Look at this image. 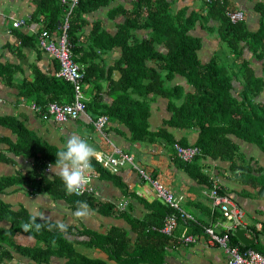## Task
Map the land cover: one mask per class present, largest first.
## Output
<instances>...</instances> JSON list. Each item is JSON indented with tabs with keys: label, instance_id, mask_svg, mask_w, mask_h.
Wrapping results in <instances>:
<instances>
[{
	"label": "trees",
	"instance_id": "trees-1",
	"mask_svg": "<svg viewBox=\"0 0 264 264\" xmlns=\"http://www.w3.org/2000/svg\"><path fill=\"white\" fill-rule=\"evenodd\" d=\"M35 1L38 5L36 16L40 14L44 19L42 27L59 34L64 6L59 0ZM244 1L245 3L241 0H203L204 11L194 10L186 15L181 9H176L174 0H132V8L125 9L120 6L112 12L114 18H117V31L114 35L102 30L99 21L92 23L87 43L91 45L93 51L114 45L123 49L121 61L117 62L120 78L111 86V92L117 90L118 94L107 110L100 111V114L120 119V115L123 116V113L129 112L127 109L131 108L134 111L131 117L133 119L125 121L132 130L131 138L148 139L151 137L148 124L149 102L153 95L154 100L160 95L167 99L168 109L172 114L164 126L154 131V139L157 136L165 137L173 149V158L177 162L184 166L191 165L177 155L174 147L175 143L183 146L189 144H186L184 139L174 138L166 128L193 127L198 130L199 139L195 145L201 149L200 155L229 161L232 169L239 170V178L251 173L252 167L249 163L241 164L237 160L241 153L233 137L256 146L264 153V105L255 101V97L264 87V81L255 74L254 68L257 61L264 58V0H253L249 6L247 1ZM106 3L107 0H79L69 16L70 27L67 33L73 59L83 73L82 87L84 83L91 81L93 85L100 84L95 80L102 73L98 71L99 66L96 62L94 65L90 63L82 66L83 55L80 53L82 45L77 42V34L87 24L86 14ZM256 11L260 15V21L258 20L256 27L252 28L251 13ZM235 12H239L241 17L233 21L229 14ZM197 22L205 24L204 28L208 33L215 35L214 40L219 44V50L207 64L201 63L198 57L202 37L193 33ZM137 30L146 33L139 37L136 34ZM28 42L35 45L32 37H21V44ZM246 51L250 56L245 55ZM55 60L58 67L54 75L38 74L36 84L33 86L31 83L30 89L22 91L27 96L34 94L37 86H42L41 92L47 95V102L43 108L48 102L64 104L72 103L74 99L72 84L57 76L59 62ZM262 67L264 69V62ZM0 69L2 74L6 68L0 66ZM175 76H180L190 83L194 88L193 92L183 93L179 83L169 88L168 83ZM99 98L97 95L89 101L84 100L86 110L98 109ZM117 108L119 111H115ZM0 121L11 125L17 136L15 142L9 143L7 152L14 157L33 159L31 169L25 174L0 177V194L17 184L34 186L36 192L46 193L54 198L68 197L67 194H70L80 201L88 196L76 195L67 180V173L52 174L50 166L73 161L71 153L77 155L75 165L88 162L96 166L94 159L81 154L78 150L61 151L39 140L15 117L0 118ZM7 156L0 150V160H8ZM192 167L200 181L207 182L210 186L208 176L200 172L199 167L193 163ZM258 182L261 181L254 182L253 185L257 187ZM257 193L259 197H264V182ZM155 206L158 204L153 203V207ZM179 207L181 208L180 205ZM173 210V207L162 202L157 210L158 217L136 222L137 227L133 226L137 233L136 245L131 250L126 232L116 227L109 229L102 237L89 232L85 235L91 239L92 244L102 246L107 251H114L115 257L112 258L125 259L131 263L150 260L148 250L162 248L169 241V237L158 233L157 228ZM220 215L222 217L221 213ZM0 221L10 224L7 230L3 231L0 228V264H11L13 249L32 261L44 262L53 254L54 243H57L59 253L65 257L85 261L87 264H105L100 260L72 253L71 243L60 233V228L55 229L53 223L30 215L24 208L13 210L0 200ZM152 225L156 227L154 232L149 231ZM15 234L32 236L43 244L34 248L18 245L13 240ZM231 241L238 245L241 251L252 248V245H242L234 235H231ZM125 249L130 251L121 252Z\"/></svg>",
	"mask_w": 264,
	"mask_h": 264
},
{
	"label": "crops",
	"instance_id": "crops-1",
	"mask_svg": "<svg viewBox=\"0 0 264 264\" xmlns=\"http://www.w3.org/2000/svg\"><path fill=\"white\" fill-rule=\"evenodd\" d=\"M174 1L176 9H181V12L186 15L194 10L199 12L203 9L204 11L203 0ZM246 1L248 6L250 2L253 3V0ZM241 2L245 3L244 0ZM120 6L129 9L133 7V2L132 0H107L106 4L86 14L87 24L77 34V42L82 45V51H80L83 55L82 66L90 63L94 65L96 62L99 66L98 71L102 73L95 80L100 84L93 85L91 81L84 83L83 87L86 101L97 95L100 96L99 108L86 110V113L75 120L57 123L52 119L42 118L30 108L32 103L45 105L47 102V95L41 92L42 86H37L34 94L25 96L22 93L30 89L29 85L32 87L31 83L33 86L36 84L35 79L38 74L54 75L58 67L55 58L36 45L37 34L42 30L44 20L42 15L37 13L36 16L37 2L35 0H0V66L6 68L3 69L4 73H0V118L15 117L31 135L61 151L78 150L91 158L110 152V147L93 128L91 119L99 115L100 111H106L118 94L117 90L111 92V86L120 78L117 62L121 61L123 49L114 45L93 51L91 45L87 43V37L92 23L96 21L100 22L102 30L114 35L117 31V18H114L112 12ZM17 18H25L26 24L13 29L12 23ZM258 20L260 21L258 12L251 13L252 28L256 27ZM204 26L205 24L201 25L197 22L193 33L202 37L198 57L201 63L207 64L216 55L219 44L214 40L215 35L208 33ZM208 30L212 29L208 28ZM136 32L139 37L146 33L143 30ZM22 36L32 37L35 45L30 42L21 44ZM245 55L250 56L247 51ZM263 62L264 58L258 60L254 68L255 74L262 76L264 80V69L260 68ZM176 83L181 85L183 93L194 90L192 85L180 76H175L168 83V87L172 88L177 85ZM255 98L257 103L264 105V87ZM127 111L129 112L123 113V116L120 115V119L112 118L107 114L108 123L105 131L108 136L116 146L133 156L134 163L151 172L170 188L177 200L183 201L184 205H181V208L195 220L179 219L177 228L169 237V241L162 248L148 250L150 260L131 263L125 259L112 258L114 251H107L102 246L92 244L91 239L85 235L89 232L102 237L109 229L116 227L126 232L131 250L136 245L137 233L133 228V226L137 227L136 222L158 217L157 210L162 202L158 201V206L153 207V203L157 204L155 192L139 177L137 169L130 164H124L116 170H106L100 165L94 166L97 174L89 179L94 195L86 196L80 201L70 194H67L68 197L54 198L46 193L36 192L34 186L17 184L0 194V200L13 210L24 208L30 215L53 223L55 229L60 228V233L71 243L72 253L83 255L88 259H97L105 264H227L226 253L217 245L196 242L183 246L177 243V237L184 232L201 233L202 225H211L216 228V231H220L224 219L207 195L209 189L207 182H201L195 175L192 163L190 166L181 165L173 158V149L165 137L157 136L154 139V131L164 126L172 114V111L168 109L167 99L160 95L155 100L154 95L152 100L150 99L148 124L151 137L148 139L131 138L132 130L125 121L133 119L131 117L134 111L131 108ZM166 130L173 134L174 138L184 139L186 144H195L199 139L198 130L193 127L186 129L168 127ZM16 139L13 127L0 121V150L9 158L0 160V177L2 178L25 174L33 165L32 158L14 157L7 152L9 143L15 142ZM233 139L240 148L241 156L237 159L239 163H249L252 167L248 175L239 178V170L232 169L229 161L214 159L208 155H200L193 164L198 166L200 172L206 174L210 181L212 178H217L222 191L239 203L244 212L243 224L240 228H245L250 235L254 236L252 248L264 253V197H259L257 193L264 182L262 181L264 153L252 144L234 137ZM71 154H73V161L51 165V173L68 174L77 161V155ZM257 181L261 182H258L259 185L256 187L253 183ZM123 202L125 209L117 212L114 208ZM9 227L8 222L0 221V228L3 231ZM149 231L154 232L156 229L153 230L150 226ZM234 237L236 238L235 235ZM13 240L18 245L33 248L41 247L43 244L38 239L25 234H15ZM52 249H54L53 254L41 263L32 261L13 249L11 264H87L85 261H75L61 255L57 243H54ZM129 249L121 252L130 251Z\"/></svg>",
	"mask_w": 264,
	"mask_h": 264
},
{
	"label": "built area",
	"instance_id": "built-area-1",
	"mask_svg": "<svg viewBox=\"0 0 264 264\" xmlns=\"http://www.w3.org/2000/svg\"><path fill=\"white\" fill-rule=\"evenodd\" d=\"M68 1L70 8L64 13L63 22L60 25V33L56 34L48 30H43L37 37V45L44 52L50 54L58 60L59 69L57 76L70 82L73 87L74 99L72 103H59L56 101L48 102L43 108L38 103H32L30 108L32 111L38 113L42 118H51L59 123H65L70 120H75L84 113H86L85 95L81 83L83 73L79 70L78 65L73 59L71 52V43L69 42L68 29L69 19L68 15L71 9L78 3V0H62ZM229 16L234 21L241 17L239 12L230 13ZM25 24V20L20 18L13 22V25L19 27ZM92 125L97 133L102 136L107 145L110 147V152L95 155V160L100 166L106 170H116L124 164H130L137 169L139 177L147 184L150 185L156 196L160 200L173 207L174 210L163 219V224L157 228L160 234L171 237L177 228L179 218L182 220H194L191 215L181 209L178 205V200L174 193L168 188L160 179L154 177L148 170L139 167L133 161V156L121 148L116 146L108 136L106 125L108 123V116L100 114L99 116L91 119ZM177 155L185 162L193 160L200 152L199 147L196 145L183 146L179 143L174 144ZM47 171L49 169H46ZM97 171L90 166L88 162L79 163L72 168L67 174V180L73 188L76 195H94V189L89 184V179L95 176ZM219 183L216 178L211 180V188L208 196L212 200V204L220 209L223 218L228 222V226L224 227L221 224L224 232H217L212 226H202L201 233H188L184 232L177 237V243L181 245H190L196 242H205L210 245H217L227 255V264H264V253L248 248L241 251L238 245L230 242L228 230L235 228L242 224L243 212L231 197L220 193ZM96 194V192H95ZM124 202L117 206L116 210L121 211L124 209ZM126 205V204H125ZM179 217V218H178ZM195 221V220H194ZM151 229H156L154 225Z\"/></svg>",
	"mask_w": 264,
	"mask_h": 264
},
{
	"label": "clouds",
	"instance_id": "clouds-1",
	"mask_svg": "<svg viewBox=\"0 0 264 264\" xmlns=\"http://www.w3.org/2000/svg\"><path fill=\"white\" fill-rule=\"evenodd\" d=\"M59 2H60V4H62L63 6H64V13L71 7L70 6V4H69V2L68 1H65V2H62V0H59ZM78 2H79V0H78ZM78 5V3L71 9V11H70V13L73 11V9L74 8H76V6ZM70 13H69V15H68V19H69V27H70ZM64 14H63V17H62V22H63V18H64ZM18 19H20V18H17V19H15V20H18ZM24 20H25V24H26V19L25 18H23ZM14 20V21H15ZM13 21V22H14ZM25 24H23V25H25ZM62 24V23H61ZM23 25H21V26H23ZM21 26H19V27H21ZM19 27H16V26H14L13 25V23H12V28L13 29H17V28H19ZM60 28V27H59ZM43 30H47V29H45V28H42V30L41 31H43ZM69 30V29H68ZM40 31V32H41ZM49 31V30H48ZM40 32H38V34H37V37H38V35H39V33ZM100 115V114H99ZM99 115H97V116H99ZM96 116V117H97ZM48 119H51V118H48ZM53 120V119H52ZM53 121H55V120H53ZM56 122V121H55ZM57 123H59V122H57ZM66 123V122H65ZM189 145H195V144H189ZM197 146V145H196ZM198 147V146H197ZM199 150H200V152H199V154L193 159V160H191L190 162H186V163H188V164H190V163H194V161L200 156V154H201V149L199 148ZM92 159H94V161H95V163L97 164V166H99L100 164H98L97 163V161L95 160V157H93ZM80 163H83V162H80ZM79 164V163H78ZM90 164V163H89ZM77 165V164H76ZM76 165H74V166H76ZM90 166L93 168L94 166L92 165V164H90ZM119 168H121V167H119ZM96 170V169H95ZM97 171V170H96ZM152 174V173H151ZM154 177H156L155 175H154ZM212 179H214V178H212ZM211 179V180H212ZM217 179V178H216ZM218 180V179H217ZM211 182V181H210ZM218 183H219V181H218ZM219 191H220V193H223V194H225V195H228L229 197H231L228 193H225V192H222V189H221V186H220V184H219ZM210 188H211V183H210V186H209V189H208V191H207V195H208V192H209V190H210ZM85 195H88V194H85ZM88 196H90V195H88ZM91 196H93V195H91ZM157 197V196H156ZM232 198V197H231ZM233 199V198H232ZM234 200V199H233ZM235 202L237 203V205L239 206V208L241 209V207H240V205H239V203L235 200ZM218 208V207H217ZM114 209H116V207L114 208ZM125 209V208H124ZM123 209V210H124ZM219 209V208H218ZM242 210V209H241ZM117 211V210H116ZM219 211H220V209H219ZM117 212H121V211H117ZM242 212H243V210H242ZM220 213L222 214V212L220 211ZM243 214H244V212H243ZM222 218H223V215H222ZM224 219V218H223ZM242 220H243V215H242ZM226 224V225H223L224 227L226 226H228V222L224 219V222L222 223V224ZM242 224H243V222H242ZM241 224V225H242ZM241 225H239V226H237V227H235V228H232V229H229L228 230V233H229V238H230V242L232 243V241H231V235H233L234 234V231L236 230V229H238V228H240V226ZM203 226V225H202ZM205 226H211V225H205ZM244 226V225H243ZM213 227V226H212ZM215 230H216V228L215 227H213ZM223 229L224 228H221L220 229V232H224L223 231ZM245 229V228H244ZM217 232H219V231H217ZM159 233V232H158ZM174 234V233H173ZM233 244V243H232ZM253 249V248H252Z\"/></svg>",
	"mask_w": 264,
	"mask_h": 264
},
{
	"label": "water",
	"instance_id": "water-1",
	"mask_svg": "<svg viewBox=\"0 0 264 264\" xmlns=\"http://www.w3.org/2000/svg\"><path fill=\"white\" fill-rule=\"evenodd\" d=\"M234 235L240 243L244 245H252L254 243V236L250 235L244 228H238L234 231Z\"/></svg>",
	"mask_w": 264,
	"mask_h": 264
},
{
	"label": "rangeland",
	"instance_id": "rangeland-1",
	"mask_svg": "<svg viewBox=\"0 0 264 264\" xmlns=\"http://www.w3.org/2000/svg\"><path fill=\"white\" fill-rule=\"evenodd\" d=\"M260 68H263L262 65L260 66ZM261 77H262V76H260V78H261ZM262 79H263V77H262ZM263 81H264V80H263ZM156 199H157V204H158V201H161V200H160L159 197H157ZM178 202H179L180 206H181V205H182V206L184 205V204H183V201L178 200Z\"/></svg>",
	"mask_w": 264,
	"mask_h": 264
},
{
	"label": "bare ground",
	"instance_id": "bare-ground-1",
	"mask_svg": "<svg viewBox=\"0 0 264 264\" xmlns=\"http://www.w3.org/2000/svg\"><path fill=\"white\" fill-rule=\"evenodd\" d=\"M10 211V210H9Z\"/></svg>",
	"mask_w": 264,
	"mask_h": 264
}]
</instances>
